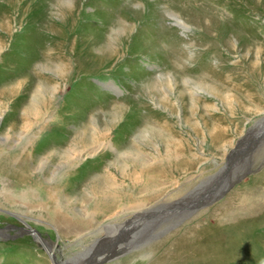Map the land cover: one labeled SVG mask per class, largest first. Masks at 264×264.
<instances>
[{"label": "rangeland", "instance_id": "1", "mask_svg": "<svg viewBox=\"0 0 264 264\" xmlns=\"http://www.w3.org/2000/svg\"><path fill=\"white\" fill-rule=\"evenodd\" d=\"M0 116V151H23L0 155V264H264V0H0ZM20 169L72 174L60 201L90 213L110 175L158 204L70 240Z\"/></svg>", "mask_w": 264, "mask_h": 264}, {"label": "bare ground", "instance_id": "2", "mask_svg": "<svg viewBox=\"0 0 264 264\" xmlns=\"http://www.w3.org/2000/svg\"><path fill=\"white\" fill-rule=\"evenodd\" d=\"M177 21V23H182L183 22L181 20H179L178 18L175 19ZM199 87V86H198ZM109 89L113 92H116L118 91V87L116 85H114L113 83H111L109 85ZM43 91V89H42ZM39 107V106H38ZM41 107V106H40ZM40 109V108H39ZM38 111V109H37ZM46 111V110H45ZM39 112V111H38ZM52 115V114H51ZM50 116V115H49ZM1 117V116H0ZM46 117H47V114H46ZM47 118H50V117H47ZM51 119V118H50ZM38 119L36 118L35 121H37ZM44 121V120H43ZM55 121L53 120L52 118V123L49 125V124H46L45 126L47 127H44L43 130H46V129H51L55 126ZM42 125V124H41ZM31 127V126H30ZM45 132L43 131V134ZM27 134V133H26ZM42 134V135H43ZM37 136V135H36ZM53 136H58L57 133H54ZM30 137V136H29ZM35 137V136H33ZM21 138V137H20ZM26 138V137H25ZM4 140V139H3ZM32 140V139H31ZM97 140V139H96ZM30 141V140H28ZM5 144V143H4ZM94 144V143H93ZM3 146V145H2ZM6 146V145H5ZM26 146V145H25ZM71 148L67 151V154H69V156L71 157L70 161H74V162H81L83 160H85L83 158V154H81L82 150L78 148V146L72 142L71 144ZM116 146V145H115ZM9 147V146H8ZM33 147V146H32ZM55 148V147H54ZM90 148V147H89ZM101 148H104V149H110L111 151H113L114 153H116V151L118 152V150H115L114 146H112L111 144H105L103 142H99L97 141L96 144H95V150L96 149H101ZM22 149V148H21ZM169 149V148H168ZM5 149H3L2 151H0V155L3 153L4 155L5 154H8L10 160H12L14 157H15V152L17 151L19 156H21L22 152L21 150H15L12 152H9V151H4ZM141 150V149H140ZM29 151V150H28ZM139 151V150H138ZM137 151V153H138ZM232 151V150H231ZM30 152V151H29ZM96 152V151H95ZM94 152V153H95ZM133 152V151H132ZM142 152V151H140ZM233 152V151H232ZM64 153V152H63ZM84 153V152H83ZM135 154H137L136 152H134ZM65 154V153H64ZM130 154V153H129ZM147 154V153H146ZM51 155V154H49ZM118 155V154H117ZM119 155H120V152H119ZM144 155V154H143ZM156 155V154H155ZM160 155V154H159ZM65 156V155H64ZM69 156H68V159H69ZM142 156V155H141ZM146 156V155H145ZM151 156V155H150ZM153 156V155H152ZM151 156V157H152ZM230 156V155H229ZM67 157V156H66ZM119 157V156H118ZM124 157V156H123ZM138 157V156H137ZM155 158V156H153ZM160 157V156H158ZM157 157V158H158ZM51 158V156H50ZM63 158V157H62ZM139 158V157H138ZM142 158V157H141ZM167 158V157H166ZM169 158V157H168ZM65 159V158H64ZM161 159V158H160ZM51 160V159H50ZM132 160V159H131ZM139 160V159H138ZM142 160V159H141ZM145 160V159H144ZM152 160V159H150ZM163 160V159H162ZM161 160V161H162ZM158 161V160H157ZM59 162V161H58ZM63 162V160H62ZM95 162V161H94ZM128 162V161H127ZM143 162V161H142ZM151 162V161H150ZM165 162V161H164ZM264 162V161H263ZM174 163V162H173ZM10 164V162L8 163V165ZM80 164V163H79ZM116 164V163H115ZM147 164V163H146ZM152 164V163H151ZM262 164V163H260ZM7 165V164H6ZM5 163H0V170H4L3 168H5ZM11 165V164H10ZM44 165V164H43ZM148 165V164H147ZM167 165V164H166ZM41 166V165H40ZM109 166V165H108ZM133 166V165H132ZM170 166V165H169ZM111 167V166H110ZM127 167V166H126ZM125 167V168H126ZM168 167V166H167ZM65 168V167H64ZM70 168V167H69ZM128 168V167H127ZM176 168V167H175ZM42 170V168H40ZM129 169V168H128ZM160 169V168H159ZM172 170V167L171 169ZM26 172H24V169H20L18 170L17 172H15L14 174L15 175H19V176H27L29 178V182L30 184H34L37 183V186L39 187H44L46 188L47 190H49L50 192H58V194H56V196L54 197L56 200H55V207L52 209V207H48V208H51L49 209L50 212L47 213L49 215V217L51 218L50 221L48 222H43L44 225L46 226H50L52 227V229L56 230L57 233L60 235V237H64L65 235L70 237V240L71 238H78L83 235H85L87 232H88V235L90 233H93V231L95 230H98L100 227H104V229L106 230H110L112 229V227L114 229H116V227H121L122 225H125L127 224L128 220H126V222H123V223H120V221L118 222V217L120 216L119 214L120 213H123L125 209H129V208H136L138 207L139 209H135V211H133L131 217H134V218H131V219H135V220H138L137 218L140 217H145L146 215H149L151 212H154V209L156 207V205L158 204L156 202V204L154 205H149L148 202L149 201H146L144 198L146 197L143 196L144 198H137L135 193H134V190L132 191H129V188L130 187L131 189L134 188L136 186V184L139 186V183L140 182H143L144 184V181L146 179L145 176H141L139 174H136V173H133V176H130L129 174L127 175L126 174V177H127V180L124 178V180L118 182L117 179H115L116 177H113L112 175H110V173H107L106 174H109L110 175V183H109V186H107L104 191L102 189H97L96 187H93L92 189H90L87 193L88 197H93V202H94V206L93 208H95V212L93 213H90L89 212V209L86 210L85 208H82L80 209L79 208H74V206H71V205H68V206H64L60 199V194L62 195V188H64V180L67 179L68 177H70L72 174H69V175H66L67 177L66 178H63V179H58L56 180L55 178H49L47 177L45 179V182H44V177H43V173L41 174H38V176L36 175H33L31 173V171H27L25 169ZM60 171V170H59ZM124 171V170H123ZM129 171V170H128ZM134 172V171H133ZM69 173V172H68ZM8 174H11V173H8ZM13 174V173H12ZM54 174V173H53ZM143 174V173H142ZM146 174V173H145ZM73 176V175H72ZM71 176V177H72ZM92 176V175H91ZM108 176V175H107ZM154 176V175H153ZM156 177V176H155ZM167 177V176H166ZM34 179V180H33ZM169 179V178H168ZM151 180H153V177L151 178ZM150 180V181H151ZM164 180V179H163ZM149 181V183H150ZM16 182L18 183L17 185L20 186L21 183H23V180L22 179H19L17 178ZM15 182V183H16ZM10 180L7 181L6 183V186L8 187H11V190L10 191V195L11 197L13 198H19L24 200L26 199L27 200V194L25 195V193L19 191L17 189V186H15L16 184L13 182V186L14 189H13V186L10 184ZM93 183V182H92ZM173 183V182H172ZM169 184V183H168ZM44 185V186H43ZM46 185V186H45ZM108 185V184H106ZM129 185V186H128ZM141 185V184H140ZM154 186V185H153ZM142 187V186H141ZM148 188V187H147ZM4 189V188H3ZM93 189H96L97 191L93 192L91 194V191ZM152 187L149 188V195H151L152 191H151ZM5 190V189H4ZM68 190V189H67ZM84 190V189H83ZM6 191V190H5ZM87 191V190H86ZM140 191V190H139ZM145 191V190H144ZM142 191V192H144ZM14 192H19L21 193L19 196H17L16 194H14ZM140 193V192H139ZM147 193V192H146ZM34 194V193H33ZM32 194V195H33ZM181 194V193H180ZM31 195V196H32ZM155 195V194H154ZM153 195V196H154ZM15 196V197H14ZM26 196V197H24ZM46 196H48L46 194ZM42 197V196H41ZM31 199V201L33 202L35 197H29ZM51 197L49 196V199ZM148 198V197H146ZM153 200L155 199V197H152ZM176 198V197H175ZM188 198V197H187ZM37 200L35 202H42V198H36ZM77 199V198H76ZM174 199V198H173ZM190 199V198H189ZM44 200V199H43ZM48 200V198H47ZM90 200V199H88ZM132 200V201H130ZM190 201V200H189ZM86 203V202H84ZM193 203V201H192ZM87 204V203H86ZM89 204V203H88ZM198 204V203H196ZM90 205V204H89ZM195 205V204H194ZM196 206V205H195ZM142 207V208H140ZM42 208V207H41ZM44 208V207H43ZM175 208V207H174ZM184 208V206H183ZM201 208V207H200ZM199 208V209H200ZM169 209V208H168ZM189 209V208H188ZM54 212H51L53 211ZM130 210V209H129ZM40 211V210H39ZM170 211V210H168ZM128 213V212H127ZM76 217H78L76 219ZM152 217V216H151ZM40 219V217H39ZM79 219H83L81 220L84 224L85 223H89V227L88 228H83L80 226H78L77 224L81 225L80 222H78L77 220ZM87 220V221H86ZM122 221V220H121ZM23 222V221H22ZM37 222H40L39 220H37ZM25 224V227L28 226L25 222H23ZM42 223V222H41ZM77 223V224H76ZM128 225V224H127ZM95 228V229H94ZM94 229V230H92ZM128 232V231H127ZM35 238H37L38 240L42 241L40 236L38 235V233H35ZM108 235V234H107ZM123 237V236H122ZM46 238V237H45ZM76 240V239H75ZM43 242V241H42ZM43 243H46V242H43ZM48 243V242H47ZM48 245V244H47ZM54 246V248H53ZM52 248H48L46 249L50 254L53 255V252H54V249L57 248V245H54L53 244ZM60 247V246H59ZM118 254V251L115 249V248H112L110 250H107V252H104L103 255H101L100 257L96 256L94 258H92L91 260L94 259V263L95 262H99V260H102V259H108V258H112L114 256H116ZM53 257V260H54V256ZM55 262V261H54ZM138 263V262H137Z\"/></svg>", "mask_w": 264, "mask_h": 264}]
</instances>
